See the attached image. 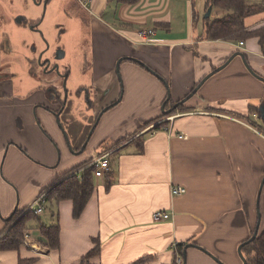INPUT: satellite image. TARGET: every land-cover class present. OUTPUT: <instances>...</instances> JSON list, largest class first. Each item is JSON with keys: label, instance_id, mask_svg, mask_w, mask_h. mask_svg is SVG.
Listing matches in <instances>:
<instances>
[{"label": "crops", "instance_id": "crops-1", "mask_svg": "<svg viewBox=\"0 0 264 264\" xmlns=\"http://www.w3.org/2000/svg\"><path fill=\"white\" fill-rule=\"evenodd\" d=\"M4 2L10 0H0V237L16 209L25 211L87 158L110 153L112 179L108 189L105 177L94 181L77 218L71 199L52 202L59 224L56 249L44 245L36 223V240L25 230L29 243L0 251V264H18L19 259H31L28 264H134L144 254L152 256L145 264H173L178 242H194L224 264H242L236 247L255 227L264 176V122L258 111L264 81L245 65L264 78L258 38L249 37L243 45L239 40L204 39L205 21L222 15L213 7L207 14V0H91L92 44L100 38L95 17L103 15V52L98 54L95 45L82 80L71 81L73 91L81 90L82 101L87 90L94 107L78 112L82 102L76 106L73 100L59 115L70 149L53 113L63 97L58 81L39 75L25 61L26 50L23 58L13 51L12 38L2 28L11 21ZM244 24L249 30L263 25L264 10L246 17ZM142 28L155 30L148 42L138 37ZM119 56L138 58L157 76L139 63L122 60L119 78L113 65ZM229 58L182 102L183 111H161L167 87L173 106ZM71 72L67 68L62 73L69 80ZM101 90L103 99L95 105ZM118 98L101 114L79 152L97 111ZM250 106L257 108V118ZM163 120L166 126L155 129ZM128 135L139 136L140 146L126 141L106 150ZM173 186L185 192L172 194ZM156 210L170 217L154 221ZM94 238L99 252L86 257ZM181 258L183 264H219L195 246H188Z\"/></svg>", "mask_w": 264, "mask_h": 264}, {"label": "rangeland", "instance_id": "rangeland-1", "mask_svg": "<svg viewBox=\"0 0 264 264\" xmlns=\"http://www.w3.org/2000/svg\"><path fill=\"white\" fill-rule=\"evenodd\" d=\"M4 7L10 14L11 21L9 25L4 23L2 28L12 38L11 46L13 51L15 53H20V58H23L21 54L23 50H26L27 56L25 57V61L31 64V66H34V69L39 71V75L54 80L56 79L62 94L64 92V87L63 78H61L60 73L67 70V68L71 70L72 72L70 73L69 80L66 77L65 87L67 90V99H75L76 90L73 91L71 87L73 77L74 81L82 80L80 77H82L83 69L89 65L92 56H94L92 49L95 45V48H98V54L101 51L103 52V15L95 17V25L97 27L96 34L97 37L100 38H98V42L96 41V44L94 43L93 45L90 29V5L84 7L82 4L79 5L77 0H47L45 9H43V3H37L36 0H10V2H4ZM33 23L36 26L35 28L31 27ZM23 43L26 44L27 49L24 47ZM42 49L44 50V57H49L52 62L58 64V72L50 69L43 70L38 65L36 58H38L37 56ZM58 50H63L64 53L57 58L55 54ZM111 57L113 56L110 55L109 58ZM119 58L120 56L115 59L113 65H116ZM22 62L24 61L21 59V63ZM167 89L170 90L168 87ZM122 93L121 88L119 90V96ZM182 98H184V96ZM80 102H82V106L76 110L78 112H81V110L82 112H86V106H88L86 101H82L79 98L74 103L78 106ZM96 179L97 182H99L103 177L94 176L93 180L95 181ZM53 209L54 208H51L48 203L45 204L43 213L38 215L43 224L49 225L56 222L55 217H53L51 213ZM258 211L260 215L259 230L262 231L264 227V184L259 196ZM25 213L26 212L23 211L21 215ZM36 223V219L29 221V225H31L30 233L32 235V241H35V236L36 234L38 235L35 227Z\"/></svg>", "mask_w": 264, "mask_h": 264}, {"label": "trees", "instance_id": "trees-1", "mask_svg": "<svg viewBox=\"0 0 264 264\" xmlns=\"http://www.w3.org/2000/svg\"><path fill=\"white\" fill-rule=\"evenodd\" d=\"M117 1L123 3H135L138 0ZM208 6L221 11L222 15L213 20L208 21L207 19L205 21L203 34L204 39H220L228 41L241 40L244 43V40L249 37H257L261 54L264 56V24L251 30L247 29L244 24L246 17L264 10V0L254 3H249L248 0H207V7ZM124 61L132 60L125 59ZM132 62L137 64L135 61ZM168 101L169 102L166 103V107H171L172 110L170 113H174V111L179 108L182 109V111L185 109L183 107V103H179L175 108H172V104H169L171 103L170 100ZM249 111L252 114L257 111V108L250 106ZM164 116V114H161L160 118H163ZM164 126H166V122L161 121L155 125V129H159ZM131 137L132 135H128L111 143L110 146L106 147V150H111L126 141H129L127 143H138L137 145L140 146L139 136L133 138ZM90 160L91 157L87 158L83 163L71 168V170L63 174L59 180L52 184L50 190L45 192L46 203H48L50 207L52 202L58 203L64 199H71L73 203L72 216L77 218L81 214L95 187L93 180L94 176H96L95 168L93 166L87 167L83 169L79 175L74 172L85 166ZM101 176L105 177L106 180L104 185L105 188L108 189L111 185V171L105 172ZM22 212L23 210L19 211L16 209V211H14L8 219V228L0 237V251L16 250L19 248L22 244L21 241H23L24 231L30 229L29 220L31 219L37 220V229L44 238V245L50 249H56L59 246V224L57 216L55 218V223L45 225L39 221L38 215L33 213V211H28L21 215ZM257 233V236L253 240L243 245L242 252L246 258V264H264V229L260 232L258 231ZM93 241L95 246L85 255L86 257L99 252V240L94 238ZM188 241H191V239ZM185 246V242L175 243L174 250L177 255L183 256ZM151 259L152 256L144 254V256L136 260L134 264H145V262ZM30 260L31 259H19L18 264H28Z\"/></svg>", "mask_w": 264, "mask_h": 264}, {"label": "water", "instance_id": "water-1", "mask_svg": "<svg viewBox=\"0 0 264 264\" xmlns=\"http://www.w3.org/2000/svg\"><path fill=\"white\" fill-rule=\"evenodd\" d=\"M36 1H37V3H41V2H42V0H36ZM46 2H47V0H43V9H45ZM207 9H208V10H207V14H209V12H210V10H211V6H209ZM17 20L20 21L19 19H17ZM63 53H64L63 50H61V54H60L59 56L63 55ZM236 54H237V55H240V56L242 57V54H241L240 52H237ZM41 55H42V52H40L39 55L37 56V57H38V58H37V63H38L39 65H43V64H44V69H43V70H46V68H47L48 65H49V62H46V61H47L46 59H44V60L41 62V61H40ZM59 56H58V57H59ZM125 59L132 60V61H135V62H137V63L143 65V66L146 67L150 72H152L153 74H155V75L157 76V74H156L154 71H152V69L148 68V67H147V66H146L141 60H139L138 58H135V57H133V56H123V57H121V58H119V59L117 60L116 65H115V69H116V72H117L119 78H120V74H119V64H120V62H121L122 60H125ZM229 60H230V58H229L228 60H226V62H225L224 64L220 65L219 67H217V68H215L214 70H212L211 72H209L206 76H204V77L198 82V84L195 86V88H193V90L188 94V96H186L185 98H183V99L180 100L179 102H176L175 104H173L172 108H175L179 103L184 102L189 96H191L193 93H195L196 89L199 87V85H200V84H201V83H202L207 77H209V76H210L212 73H214L215 71L220 70V69H221V68H222V67H223V66H224ZM245 65H246L247 69L249 70V72H251L254 76H256L257 78H259V79H261V80L264 81V78H262L261 76L257 75L254 71H252V70L247 66L246 63H245ZM50 70H52V71H53V70H54V71H57V70H58V64H55V65L53 66V68H52V67L50 68ZM57 72H58V71H57ZM60 76L63 78L64 92H63V97H62V99H61V103H60V106H59L60 108H59L57 111H54L53 113H54V115H55V120H56L57 125L59 126V128L61 129V131L63 132V134H64V136H65V139H66V143H67V145L69 146V148H71V143H70L69 138H68V136H67V134H66V132H65V129H64V127H63V125H62V123H61V121H60V116H59V115H60L61 112H63V111H65L66 109H69V108H70V106H71V102H72L73 100H74V102H76V100L80 98V96H81V90L78 89L77 91H75V92H76V95H75L76 97H75V99H73V100H72V99H71V100L67 99V90H66V87H65V82H66L67 73H60ZM161 79H162V78H161ZM164 83H165V82H164ZM165 84H166V83H165ZM56 91H57V90H56ZM168 94H169V90L167 91V97H166V99L164 100V102H163V104H162V106H161L162 111H163V112H166V113H169V112L172 110L171 108L164 109V105H165V103H166V102L168 101V99H169V95H168ZM83 98L85 99L86 102L90 100V97H89V95H88L87 90H84V97H83ZM119 100H120V98H118L115 102H113V103H111V104L105 106V107L103 108V110L99 113V115L97 116V118H96L95 121L93 122L91 128L89 129V131H88V133H87V136H86V138H85V140H84V142H83V144H82V146H81L79 152H82V151H83V149H84V147H85L87 141L89 140V137H90V135H91L93 129L95 128V126H96V124H97V122H98V120H99L101 114H102L105 110H107L109 107H111L112 105H114L115 103H117ZM258 111H259V118L264 122V103H262V104L259 105V107H258ZM263 183H264V176H263V178H262V180H261V183H260V186H259V189H258V194H257V198H256V205H257V206H258L259 195H260V192H261V188H262V186H263ZM259 222H260V215H259V211L257 210V221H256V224H255V227H254V229H253L252 234L249 236L248 239H246L245 241L241 242V243L238 245V247H236V248H237V252H238V254L240 255V257H241V259H242V264H246V262H247L245 256L243 255V252H242L243 245L246 244V243H248V242H250L251 240H253V239L257 236V234H258L257 232H258V230H259ZM188 246H195V247H197L198 249L202 250L203 252L207 253V254H208L213 260L216 261V263L224 264L219 258H217L215 255H213L211 252L207 251L206 249H203V247H200V246H198V245H196V244H194V243H188V244H186L185 249H186ZM185 249H184V253H183V258H184V259H185Z\"/></svg>", "mask_w": 264, "mask_h": 264}, {"label": "built area", "instance_id": "built-area-1", "mask_svg": "<svg viewBox=\"0 0 264 264\" xmlns=\"http://www.w3.org/2000/svg\"><path fill=\"white\" fill-rule=\"evenodd\" d=\"M81 4L86 7L91 0H80ZM153 28H142L138 30L137 34L138 37L141 39L142 42H148L150 40V37L154 34ZM243 41H239V45H243ZM252 116L254 118H257L256 113H252ZM248 125V124H247ZM179 137H182V135H179ZM109 154L110 153H102V155L94 156L92 159L83 167L75 171L74 173L79 175L80 172L90 166H93L95 168V175L101 176L103 173L110 171V161H109ZM172 194H180L185 192V188L182 186H173L171 189ZM46 201L45 193L40 194L34 200L29 204V206L25 209V212L33 211L36 215L40 214L44 210V203ZM170 217L169 212L165 210H156L152 213V219L154 221L164 220ZM28 233L24 234V238L22 242L29 243L28 240ZM35 246V245H33ZM175 246V245H174ZM173 246V247H174ZM35 248H38L35 246ZM174 264H183L181 256L177 255L175 258Z\"/></svg>", "mask_w": 264, "mask_h": 264}, {"label": "flooded vegetation", "instance_id": "flooded-vegetation-1", "mask_svg": "<svg viewBox=\"0 0 264 264\" xmlns=\"http://www.w3.org/2000/svg\"><path fill=\"white\" fill-rule=\"evenodd\" d=\"M41 3H43V0H42V2ZM32 26V28H35L36 26H35V24L33 23V24H31ZM46 48H47V45H46ZM45 49V48H44ZM43 49L40 51V52H42V55H41V58H40V61L42 62L44 59H46L47 61L46 62H49V65H48V67L46 68V70H49L51 67L53 68V66L55 65V64H57V63H54V62H52L51 61V58H47V57H44L43 56ZM39 52V53H40ZM61 54V50H58V52L54 55L55 57H57L58 58V56ZM39 55V54H38ZM37 59V58H36ZM39 65V64H38ZM30 66H31V64H30ZM42 69H44V64L43 65H39ZM51 88V87H50ZM103 99V90H101L100 91V93H99V95H98V98L96 99V104L95 105H98V102L99 101H101ZM87 104H88V106H90V107H94V105H93V102L91 101V100H89V101H87ZM109 105V104H108ZM105 106H107V105H105ZM104 106V107H105ZM103 106L100 108V110L99 111H97V115L94 117V121H95V119L97 118V116L99 115V113L103 110V108H104ZM60 108V107H59ZM58 108V109H59ZM167 108H170V106H167L165 109H167ZM93 121V122H94Z\"/></svg>", "mask_w": 264, "mask_h": 264}]
</instances>
